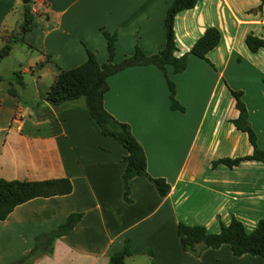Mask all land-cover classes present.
<instances>
[{
  "label": "crops",
  "instance_id": "0c3cea01",
  "mask_svg": "<svg viewBox=\"0 0 264 264\" xmlns=\"http://www.w3.org/2000/svg\"><path fill=\"white\" fill-rule=\"evenodd\" d=\"M172 1L31 0L30 30L12 44L33 54L21 70L24 87L13 97L0 85V179L65 178L72 191L33 199L0 221V264L26 256L38 236L73 213L81 215L75 227L54 241L52 254L30 264H108L126 241L131 255L125 264H264L261 257L233 256L228 245L183 251L177 236L179 223L217 234L234 218L251 233L264 220V163L213 165L253 153L247 135L231 122L238 111L230 91L242 93L256 147L264 152V51L251 53L245 45L247 36L264 37V1L198 0L175 17V55L188 53L215 28L219 43L205 60L189 55L179 74L171 66L165 72L136 66L107 79L105 111L129 127L144 152L147 175L169 186L166 196L142 176L129 182L130 202L124 200L127 151L101 134L84 100L36 118V106H48L44 98L60 70L82 65L86 50L99 64L107 61L103 31L117 36L116 64L135 47L145 56L163 49ZM24 7V0H0V48L19 34L17 15L23 21ZM166 77L183 111L170 108Z\"/></svg>",
  "mask_w": 264,
  "mask_h": 264
},
{
  "label": "trees",
  "instance_id": "16d2710c",
  "mask_svg": "<svg viewBox=\"0 0 264 264\" xmlns=\"http://www.w3.org/2000/svg\"><path fill=\"white\" fill-rule=\"evenodd\" d=\"M264 1V0H261ZM198 0H173L168 7L164 19L165 45L163 49L151 56H145L138 47H135L131 56L125 57L121 62L114 63L115 44L117 36L115 33L103 31L102 35L106 41L108 59L105 63L99 64L93 52L86 50V61L71 70H60L55 82L50 87L44 98L48 105L42 107V102L36 106V118L43 120L54 112H60L79 99L84 100V106L89 118L99 127L104 137L110 138L121 145L126 151V168L123 174L124 200L130 202L129 182L135 177H146L155 186L160 196L164 197L169 191V186L163 179H153L147 175L146 159L139 143L132 136L127 125L117 122L103 107V97L108 91L107 79L116 73L130 67L154 66L165 72L166 66H171L174 74L183 72L187 65L189 55L199 59H206V55L212 51L219 43L220 35L215 28L207 29L203 35L194 43L190 51L180 57L175 54L178 49L174 37L175 17L187 10L193 9ZM24 18L19 27V34L12 36L10 40L0 48V62L9 56L11 45L14 42H23V35L30 30L33 20L30 4L31 0H24ZM260 8V7H259ZM245 45L249 52L256 53L264 51V37L257 38L247 36ZM41 67L43 64L40 65ZM17 76V84L24 87L21 78ZM169 92L170 108L172 110L183 111V108L175 99V85L166 77ZM264 82V80H263ZM9 95H17L12 89H7ZM235 100V108L238 117L232 120L234 127L248 137L249 143L253 147L250 156L240 159L220 160L213 165H224L228 168L237 166L244 161H256L264 163V152L256 147L255 136L249 126L247 112L242 101V93L230 91ZM72 191L71 182L68 179H53L47 181H6L0 179V221H4L13 210L36 198H51L65 196ZM80 214H70L66 221L59 225L54 231L38 236L35 239L33 249L19 260L11 264H30L39 255L52 254V246L56 239L66 236L80 221ZM177 236L183 251H193L198 245L207 249H217L222 245H228L233 256L241 257L250 255L264 258V220H260L253 232L248 233L243 224L232 219L227 226H221L217 234H209L204 227L187 226L179 223L177 226ZM131 255L129 242L126 241L121 251L109 258L108 264H125V259ZM151 255V254H150Z\"/></svg>",
  "mask_w": 264,
  "mask_h": 264
},
{
  "label": "rangeland",
  "instance_id": "374dc122",
  "mask_svg": "<svg viewBox=\"0 0 264 264\" xmlns=\"http://www.w3.org/2000/svg\"><path fill=\"white\" fill-rule=\"evenodd\" d=\"M17 16L22 22V15L18 13ZM11 37L12 36H10L7 41L10 40ZM31 55L33 54L25 45H22L21 43L11 45L9 56L3 59L0 63V78L2 79L0 85L5 86L7 89H12L15 92L21 93L20 89H22V87L17 84V76L15 75H18L21 78V70L27 66V60ZM23 78L25 79L26 77L23 75ZM81 101H83V99H81Z\"/></svg>",
  "mask_w": 264,
  "mask_h": 264
}]
</instances>
